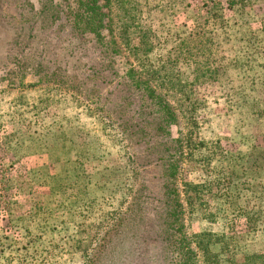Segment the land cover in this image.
<instances>
[{
	"label": "rangeland",
	"instance_id": "rangeland-1",
	"mask_svg": "<svg viewBox=\"0 0 264 264\" xmlns=\"http://www.w3.org/2000/svg\"><path fill=\"white\" fill-rule=\"evenodd\" d=\"M221 1L114 0V36L126 24L148 44L132 38L107 59L62 20L49 29L34 17L42 0H0V264H175L157 215L175 152H152L155 138L131 133L138 121L122 133L136 106L122 119L115 111L132 65L160 72L152 84L177 116L164 138L184 145L175 156L184 235L224 233L220 264L264 256V2L241 11L223 2L225 23L203 24ZM171 52L165 72L180 86L169 89L156 80ZM91 71L107 80L93 87ZM190 134L203 145L188 148Z\"/></svg>",
	"mask_w": 264,
	"mask_h": 264
},
{
	"label": "trees",
	"instance_id": "trees-1",
	"mask_svg": "<svg viewBox=\"0 0 264 264\" xmlns=\"http://www.w3.org/2000/svg\"><path fill=\"white\" fill-rule=\"evenodd\" d=\"M24 1L30 4L29 0ZM223 2L226 3V8L241 11L251 5L263 3L264 0H222L218 5L206 8L205 13L199 17V19H203V24L208 26L214 24L216 21H221L222 25L225 23L223 10L226 8ZM113 4L114 0H60L59 2L56 0H42L41 8L37 12H34V17H40L42 23L48 25L49 29H53L54 25L62 20L64 26H67L70 36L72 35V38L79 37L80 39V37L84 36V41L80 39V42H83V44H87L88 39L92 40L95 47H99L101 55H103L104 58L110 59L109 55L111 53H120L123 48L124 50L126 48L130 49L129 46L131 45L130 42L132 38H140L141 44H148V39L146 38L148 36L147 32L138 31L132 33L126 24L122 28L123 30L118 36V39L114 36L112 18ZM26 20L25 18V21ZM195 21L197 26L198 20L196 19ZM62 26L63 25H61V27ZM30 29L33 30L34 27H30ZM35 29H37V26ZM126 34L128 35L127 37H125ZM78 48L79 46H73L72 50H77ZM187 48H189L187 43L183 42L179 49L180 59H184L188 65H191L193 57H185L183 53H181V51H188ZM178 57L177 55V58ZM171 58L172 52L167 56V59L163 61L161 65L162 72H165L167 65L170 67L176 64L177 61ZM91 72L93 75V82L90 83L93 87L99 85L97 80L103 82L107 80L106 76H99L98 71ZM156 73L160 72L157 70H147V72H143L132 65L123 77L124 82H119L120 85H125L120 87L126 89L125 94H120L121 104L116 102L118 109L115 111L119 118L122 119V117L129 115L126 108H124L126 105H130L131 107L136 106L132 107L134 112L129 115V118H125L120 123V125H122L121 131L122 133H129V126L133 122L138 121L134 124V127L137 126V131L130 132L135 133L133 135L144 138H155L154 141L150 142L149 140L148 142L150 144L149 149L152 152L159 153L160 147H162L167 154L171 151L175 152V154H169V160L163 163L164 170H162L160 174L162 177L160 194L163 199V207L157 215L164 231L166 251L168 255H170L166 257H172L171 259L175 264H197L198 258L201 255V264H220V254L230 249L229 243H227L226 247L224 245V241L227 237L224 233L203 232L198 239L189 241L184 235V232H182L184 227V206L181 202L177 186L180 165L179 162L175 161V156L177 154H182L184 145L182 139L169 140V137L164 138V135L166 133L168 134V127L173 122L175 123L177 116L169 102L167 94L158 91V86L152 84V79ZM163 75V78H158L160 83L156 80L159 87H166L165 85L168 81L169 84L172 85L169 89H172L174 86H180V84L175 85L177 80L175 75L177 74H175L173 70H168ZM95 76L96 78H94ZM74 78V76L65 78L67 80L70 79L68 82L66 81V83L77 86ZM98 87L92 90L98 91ZM114 90L120 91L119 86H115ZM191 136L192 134H190L186 143L188 148L195 150L197 147L203 145L201 144L196 147L192 142ZM163 149L161 152H163ZM190 155L192 156L193 153ZM185 183L189 187L194 186L190 181ZM193 243L195 245L194 247ZM215 245L219 246L220 251L214 250L213 246ZM234 264H264V256L259 253L249 254L245 256L243 261L235 262Z\"/></svg>",
	"mask_w": 264,
	"mask_h": 264
}]
</instances>
